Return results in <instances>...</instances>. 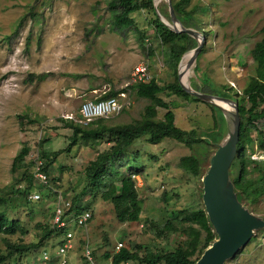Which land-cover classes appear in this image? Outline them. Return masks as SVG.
I'll use <instances>...</instances> for the list:
<instances>
[{
  "label": "rangeland",
  "instance_id": "1",
  "mask_svg": "<svg viewBox=\"0 0 264 264\" xmlns=\"http://www.w3.org/2000/svg\"><path fill=\"white\" fill-rule=\"evenodd\" d=\"M109 1L0 0V194L11 193L16 178L22 177L27 166L26 176L31 173L37 154H49L51 158L56 154L47 167L52 187L35 182L31 191L38 190L42 199L33 201L28 197L18 210L10 211L26 233L18 230L12 235L0 234V248L5 252L8 244L36 246L27 253L13 255L4 264H48L42 259L48 249L43 246L58 241L53 236L45 237L54 208V190L92 210L87 230L75 225L72 229L79 234L77 243L88 238L101 259H106V252H117L118 243L142 256L148 246L154 252L173 250L188 236L160 232L171 213L204 206L203 177L218 142L227 136L224 113L210 106L214 104L160 94L175 112L176 124L185 130L195 129L198 141L189 147L172 138L152 143L142 136L130 146L124 162L114 164L113 169L121 174L138 176L133 178L143 210L140 220L133 222L120 221L112 202L104 200L101 191L85 177L90 161L112 145L109 136L100 142L80 141L67 151L72 130L62 119L78 117L83 101L114 89L129 92L131 105L120 115L107 118L105 124L141 120L152 100L139 96L132 88L133 71L140 63L149 64L161 85L179 80L182 63L195 47L182 56L176 77L167 47L155 27L157 10L170 22L169 1H181L186 7V21L196 24L192 28L204 30V45L190 68L192 87L242 97L257 66L252 50L263 36L264 0H160L157 7L154 4L155 11L141 9L134 13L136 25L124 30L113 28ZM260 108L264 109V102ZM167 111L158 107V118H164ZM247 126L253 143H245L244 155L250 165L245 169L243 188L235 186L242 194L255 185H261L264 192V150L255 142L257 130H264V117ZM25 145L30 147L25 166L14 173V158ZM190 154L202 163L199 177L180 165L181 158ZM237 158L238 154L230 168L232 180L238 175ZM16 184L22 188L27 180ZM242 203L264 220V194L253 202L244 194ZM79 258L78 251L72 253L73 264H79ZM121 264L146 263L130 260ZM225 264H264V226L256 228L250 241Z\"/></svg>",
  "mask_w": 264,
  "mask_h": 264
},
{
  "label": "trees",
  "instance_id": "2",
  "mask_svg": "<svg viewBox=\"0 0 264 264\" xmlns=\"http://www.w3.org/2000/svg\"><path fill=\"white\" fill-rule=\"evenodd\" d=\"M107 6L111 12L112 26L115 30L134 27L136 21L133 15L141 9L155 11L154 0H110ZM173 6L178 18L186 27H191V25L196 26V24L186 21V7H183L184 5L181 1L174 2ZM155 27L161 43L167 47L166 52L169 57V62L175 69L177 77V66L182 56L193 47H196L198 41L187 33L174 31L158 16L155 20ZM199 31L203 32L204 30L200 29ZM252 54L257 66L255 73L250 76V80L244 89V95L240 98H235L230 92H217L224 96L234 97L239 102L241 132L237 158L238 175L233 181L235 186L237 185L241 188H243L242 182L245 169L250 165L244 155L245 143H253V138H250L248 134L249 128L247 123L249 124L252 120L264 117V109L262 110L260 108V103L264 102V31L262 38L254 46ZM132 88L139 96L152 100V104L146 105L145 114L142 119L135 123L109 126L105 124L106 118H99L84 125L72 119H62L65 121L66 126L72 130L71 141L67 147V151L71 150L80 141L87 143L100 142L105 136H109L108 141L112 145L108 149L99 152L96 158L90 161L86 168L85 177H87V180L92 184L94 189L101 191L104 200L112 202L117 218L122 222L139 221L143 210L136 180L133 178L135 174L125 175L113 169L114 164L124 162L130 146L142 136H147L152 143H159L165 138H172L186 143L189 147H193L194 143L198 141L195 129L185 130L176 124V114L171 109L170 103L160 96L162 93H168L175 94L188 101L200 100L185 91L178 79L175 82L161 85L156 78H153L148 83L133 84ZM119 93L120 91L110 89L99 98H109ZM210 106L213 109L221 111L215 105ZM158 107L168 109L162 119L158 118ZM223 121L226 123L224 116ZM257 131L258 135L255 142L264 150V130L258 129ZM218 135L219 133L214 137L217 138ZM29 152L30 147L25 145L15 156L12 165V171L14 173H17L19 168L25 166L24 161ZM42 157L45 158V169L47 171L48 164L55 160L56 154H54V158H51L49 154L46 155L43 153ZM180 165L188 173L198 177L201 175L202 163L195 155L183 156L180 160ZM27 171L29 172L28 166L25 168L22 177L16 178L17 180L11 188L12 191L10 194H0V234L12 235L18 230H21L23 234L26 233L20 220H17L10 211L18 210L21 201L26 200L27 202L29 194L32 192L31 190L34 189L33 175L30 173L26 176ZM22 180H27V184L22 188L16 186V183H20ZM236 190L238 191V198L241 201L244 194L245 198L247 195L251 202L258 200L264 194L261 185L257 187L256 185L251 186L250 190L244 191L243 194L238 189ZM78 198L76 199L78 200ZM78 203V201L74 200L72 208L79 209L80 204ZM160 232L168 235L183 234L188 236V238L178 242L173 250L154 252L148 246L146 253L142 256L137 250L123 247L117 252H106L103 258L111 259L113 264H121L130 260H140L146 264H160L162 261L165 264H195L206 248L217 238L208 214L201 204H198V207H193L192 209L173 211ZM51 235L52 231L48 228L45 237H51ZM46 245L43 247L47 248ZM35 246L36 244L25 243L8 244V247H6L8 249L7 252L0 248V264L7 262L13 255L34 250Z\"/></svg>",
  "mask_w": 264,
  "mask_h": 264
},
{
  "label": "water",
  "instance_id": "3",
  "mask_svg": "<svg viewBox=\"0 0 264 264\" xmlns=\"http://www.w3.org/2000/svg\"><path fill=\"white\" fill-rule=\"evenodd\" d=\"M170 15L168 22L164 16L157 10L160 19L171 29L178 33H187L198 39V45L193 49L188 60V67L191 68L197 59L203 45L205 36L201 32L186 27L178 18L175 8L171 1ZM158 0L154 1L157 7ZM182 72H179V82L182 88L199 98L200 100L212 103L224 113L227 124V136L218 142V148L211 159V164L207 173L203 177V203L208 214L210 223L213 225L217 238L206 248L195 264H225L230 258L244 247L249 241L256 228L264 226V220L258 218L255 214L245 207L238 198V191L235 188L231 177V164L238 154V143L241 132V117L239 102L234 97L207 93L186 84L182 80ZM221 103H227L235 108L236 123L231 133L229 119L225 108ZM220 152H226L223 161L217 164L216 157Z\"/></svg>",
  "mask_w": 264,
  "mask_h": 264
},
{
  "label": "built area",
  "instance_id": "4",
  "mask_svg": "<svg viewBox=\"0 0 264 264\" xmlns=\"http://www.w3.org/2000/svg\"><path fill=\"white\" fill-rule=\"evenodd\" d=\"M153 74L148 63L138 64L134 71L132 81L136 83H148L153 79ZM131 103L130 94L127 91H122L118 95L109 98L88 99L80 105L78 117L74 119L76 122L87 125L89 122L99 118H111L120 115ZM34 183L37 182L43 187H52L48 171L45 169V160L40 154L33 159L32 171ZM136 177V175H134ZM138 177V176H137ZM55 191L54 208L50 220V229L52 236L58 238L54 244L50 241L46 245L42 254V259L48 264H73L71 255L73 252H79V264H110L107 259H101L95 252L94 248L89 245V239L84 242L77 243V235L72 229L75 225L87 230L88 224L93 218L92 210L81 207L73 209V201L63 194L60 190ZM29 199L38 201L42 199V193L38 190L32 191L29 194ZM83 236V235H82ZM77 244L80 246H77ZM123 244L118 243V251ZM111 260V259H109ZM111 264H113L111 260Z\"/></svg>",
  "mask_w": 264,
  "mask_h": 264
},
{
  "label": "bare ground",
  "instance_id": "5",
  "mask_svg": "<svg viewBox=\"0 0 264 264\" xmlns=\"http://www.w3.org/2000/svg\"><path fill=\"white\" fill-rule=\"evenodd\" d=\"M160 0H158L159 2ZM191 56V53L188 54V56H186V59L184 60V62L182 63L181 66V72H182V80L184 83L186 84H190L189 82V76H190V68L188 67V60ZM192 85V83H191ZM197 88V87H196ZM221 105L225 108L227 117L229 119V123H230V129H231V133L234 129L235 123H236V112H235V108L227 103H221ZM226 155V152H220L217 157H216V162L217 164H220L223 161L224 156Z\"/></svg>",
  "mask_w": 264,
  "mask_h": 264
}]
</instances>
